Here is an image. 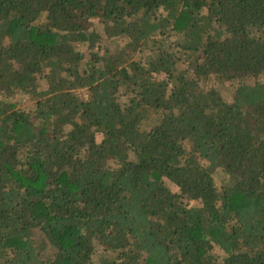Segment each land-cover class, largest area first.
I'll use <instances>...</instances> for the list:
<instances>
[{
    "label": "trees",
    "instance_id": "1",
    "mask_svg": "<svg viewBox=\"0 0 264 264\" xmlns=\"http://www.w3.org/2000/svg\"><path fill=\"white\" fill-rule=\"evenodd\" d=\"M214 77L264 0H0V264H264V81Z\"/></svg>",
    "mask_w": 264,
    "mask_h": 264
},
{
    "label": "rangeland",
    "instance_id": "2",
    "mask_svg": "<svg viewBox=\"0 0 264 264\" xmlns=\"http://www.w3.org/2000/svg\"><path fill=\"white\" fill-rule=\"evenodd\" d=\"M96 29L98 31L102 30L101 25L97 24ZM88 53V51H87ZM256 81H264V77H259V78H251L247 79L245 81H238V80H226L224 78L218 79V78H213L210 81V85H213L216 89H218L226 98L230 99L233 94V90L239 86L241 83H248L252 84ZM26 93H20L16 97H14V101L18 103L19 106L24 107L28 110H32L35 107V101L29 99L26 95ZM214 176L216 180L226 186L229 185L231 177L230 175L222 168L216 169L214 172Z\"/></svg>",
    "mask_w": 264,
    "mask_h": 264
}]
</instances>
